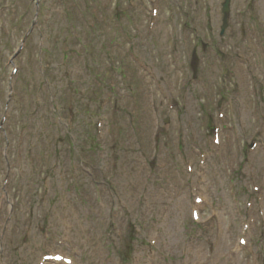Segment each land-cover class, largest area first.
I'll list each match as a JSON object with an SVG mask.
<instances>
[{"label":"rangeland","instance_id":"obj_1","mask_svg":"<svg viewBox=\"0 0 264 264\" xmlns=\"http://www.w3.org/2000/svg\"><path fill=\"white\" fill-rule=\"evenodd\" d=\"M70 1L0 0V264H65L46 259L55 255L73 264H227L245 201L264 208V0H233L223 42L224 0ZM36 13L27 48L12 61ZM40 42L53 46L42 68ZM75 42L81 54L69 59L64 51ZM193 52L207 98L191 88ZM228 69L235 75L225 76ZM222 87H230L225 97ZM220 98L225 119L213 123ZM214 127L221 146L212 144ZM252 139L259 153L245 168L257 183L245 185L234 168L250 156ZM203 175L209 182L198 187ZM261 226L249 230L264 237ZM221 227L226 240L210 257ZM250 245L241 263L264 264V239L259 249Z\"/></svg>","mask_w":264,"mask_h":264},{"label":"bare ground","instance_id":"obj_2","mask_svg":"<svg viewBox=\"0 0 264 264\" xmlns=\"http://www.w3.org/2000/svg\"><path fill=\"white\" fill-rule=\"evenodd\" d=\"M232 2H233V0H224V3H223V8H226V5L227 4H229V3H231L232 4ZM230 12H232V11H230ZM154 166V165H153ZM263 206H264V204H263ZM216 215H217V219L219 220H221L222 219V215H220L219 213H215ZM219 220V221H220ZM222 240H226V238H222ZM222 240H221V243H222Z\"/></svg>","mask_w":264,"mask_h":264}]
</instances>
